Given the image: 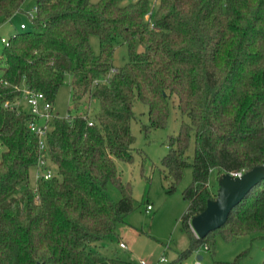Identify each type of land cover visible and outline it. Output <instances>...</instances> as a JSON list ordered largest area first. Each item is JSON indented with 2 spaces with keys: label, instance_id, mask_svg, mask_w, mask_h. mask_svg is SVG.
<instances>
[{
  "label": "trees",
  "instance_id": "1",
  "mask_svg": "<svg viewBox=\"0 0 264 264\" xmlns=\"http://www.w3.org/2000/svg\"><path fill=\"white\" fill-rule=\"evenodd\" d=\"M25 1L0 0V25ZM35 6L32 26L14 32L1 52L0 264H126L97 243L116 234L135 207L132 184L122 180L116 160L134 156L136 99L149 106L151 127L166 124L175 96L189 116L162 158L168 191L192 165L181 217L189 250L204 240L214 248L216 233L232 240L264 232V180L205 238L191 226L216 196L212 170L220 176L264 163V0H157L151 20L150 0H37ZM91 35L100 39L97 54ZM118 44L127 45L128 61L116 67ZM67 74L73 108L52 120L47 137L57 170L31 187L38 148L22 88L40 90L54 103ZM93 102L97 108L80 111ZM110 183L119 199L108 193ZM246 252L229 264H241Z\"/></svg>",
  "mask_w": 264,
  "mask_h": 264
},
{
  "label": "rangeland",
  "instance_id": "2",
  "mask_svg": "<svg viewBox=\"0 0 264 264\" xmlns=\"http://www.w3.org/2000/svg\"><path fill=\"white\" fill-rule=\"evenodd\" d=\"M36 3L37 0H26L22 11L0 25V78L3 65L1 37L9 38L14 32L22 31L21 23H25L26 28L31 27L32 18L27 12L33 10ZM150 6H157V0H150ZM90 43L94 52L99 53V37L91 35ZM127 61V45H116L113 64L119 67ZM169 105L166 124L156 128L150 126L149 106L140 99L134 102L135 117L131 122V130L135 136L134 156L129 162L117 159L116 163L122 180L132 184L135 207L118 223L116 234L97 243L98 249L110 257L124 260L126 264H140L141 260L147 264H229L245 251L247 252L242 256L241 264H263L264 232L243 234L232 240H226L221 233H216L214 248H208L207 240H204L189 250L191 239L182 227L181 217L188 206L183 191L193 180L192 165L185 167L176 188L168 191L170 182L164 177L162 158L169 152L171 136L179 133L183 120L189 122L190 119L181 112L176 96L170 98ZM86 106L88 105H83L80 111L94 110L98 103L93 102L88 108ZM54 108L61 117L67 116L69 109L73 108L69 74L54 99ZM194 149L195 137L192 133L186 151L189 162L193 160ZM51 165L56 171V166ZM218 179L217 170H212L209 187L216 194ZM37 180V167L34 166L29 172V185L35 187ZM108 193L114 199L121 196L119 188L113 183L108 185ZM149 204L152 206L151 210L147 209ZM120 242H124L126 247H121Z\"/></svg>",
  "mask_w": 264,
  "mask_h": 264
},
{
  "label": "water",
  "instance_id": "3",
  "mask_svg": "<svg viewBox=\"0 0 264 264\" xmlns=\"http://www.w3.org/2000/svg\"><path fill=\"white\" fill-rule=\"evenodd\" d=\"M264 180V163L255 165L239 176L223 173L218 179V190L214 198L207 201L203 211L193 215L191 226L199 238L223 226L232 211L250 190Z\"/></svg>",
  "mask_w": 264,
  "mask_h": 264
},
{
  "label": "built area",
  "instance_id": "4",
  "mask_svg": "<svg viewBox=\"0 0 264 264\" xmlns=\"http://www.w3.org/2000/svg\"><path fill=\"white\" fill-rule=\"evenodd\" d=\"M156 2V0H154ZM37 12V6L33 7V10H29L27 13L33 19ZM155 12V7L146 14V19L151 20L152 14ZM20 27L25 29L27 25L21 23ZM3 43H7V37H1ZM21 99L27 104L30 112L33 114V119L29 122L28 127L30 133L37 139L38 148V162L37 177L51 178L54 176V170L50 162V154L47 137L51 130V122L54 118L58 117L59 114L55 111L54 103L50 101L44 92L35 88L24 86L22 88ZM19 101L17 104L19 105ZM7 105V104H6ZM92 124V122H90ZM1 148V143H0ZM243 171L233 172L234 176H239ZM147 209L151 210L152 206L147 205ZM121 247H126L124 242H120ZM140 264H147L144 260H141Z\"/></svg>",
  "mask_w": 264,
  "mask_h": 264
},
{
  "label": "crops",
  "instance_id": "5",
  "mask_svg": "<svg viewBox=\"0 0 264 264\" xmlns=\"http://www.w3.org/2000/svg\"><path fill=\"white\" fill-rule=\"evenodd\" d=\"M10 20V19H9ZM8 21V20H7ZM3 24V23H2ZM218 178H219V176H218ZM200 258H201V256H199Z\"/></svg>",
  "mask_w": 264,
  "mask_h": 264
}]
</instances>
